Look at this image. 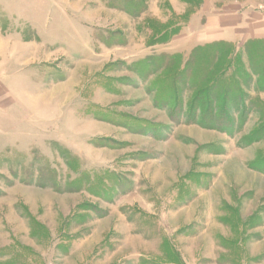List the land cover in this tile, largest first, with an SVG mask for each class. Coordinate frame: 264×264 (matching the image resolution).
<instances>
[{"label": "rangeland", "instance_id": "1", "mask_svg": "<svg viewBox=\"0 0 264 264\" xmlns=\"http://www.w3.org/2000/svg\"><path fill=\"white\" fill-rule=\"evenodd\" d=\"M234 1L0 0V264H264V46L189 39Z\"/></svg>", "mask_w": 264, "mask_h": 264}, {"label": "crops", "instance_id": "2", "mask_svg": "<svg viewBox=\"0 0 264 264\" xmlns=\"http://www.w3.org/2000/svg\"><path fill=\"white\" fill-rule=\"evenodd\" d=\"M202 21L189 39L196 45L233 43L240 48L247 40H264V0H243L200 11Z\"/></svg>", "mask_w": 264, "mask_h": 264}, {"label": "trees", "instance_id": "3", "mask_svg": "<svg viewBox=\"0 0 264 264\" xmlns=\"http://www.w3.org/2000/svg\"><path fill=\"white\" fill-rule=\"evenodd\" d=\"M215 44H220V45H224V46H226V47H228L229 45H231L230 43H227V42H218V43H209V44H206V45H204V46H207V47H210L211 45H215ZM257 45H263L264 46V40H247L246 42H244L243 44H242V46L239 48L240 50H242L243 52H245L246 54H248L247 56H248V62H249V64L251 63V59H253L254 58V55H255V53H257V51H258V49L257 48H255V46H257ZM226 50L228 51V55H227V57H226V61H225V63L226 64H224L223 66L224 67H222L221 68V74L223 75L224 73H226L227 72V70H228V68H229V65H230V60H231V57L232 58H234V56H235V54H234V51L230 54L229 53V50H228V48H226ZM215 52H218V49H216L215 50ZM248 64V65H249ZM259 67V66H258ZM249 69L251 70V71H254L253 70V68H251L250 66H249ZM254 73H256V71L254 72ZM256 75H259V74H257L256 73ZM223 82V80L222 79H220V78H217V80H215V82L214 83H218V84H221ZM226 85H229V87H231V85H232V82L230 81V80H228V82H226ZM262 87H264V84H262L261 85V88ZM228 88V87H227ZM235 91V90H234ZM224 92H225V97L226 96H228V97H232V100H234V101H236L237 99H236V97H238V96H236L235 94V96L234 95H232V91H231V89L230 88H228L227 90H224Z\"/></svg>", "mask_w": 264, "mask_h": 264}]
</instances>
